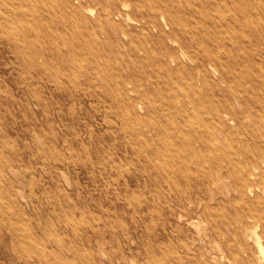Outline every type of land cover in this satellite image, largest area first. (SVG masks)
I'll use <instances>...</instances> for the list:
<instances>
[{
	"label": "rangeland",
	"instance_id": "obj_1",
	"mask_svg": "<svg viewBox=\"0 0 264 264\" xmlns=\"http://www.w3.org/2000/svg\"><path fill=\"white\" fill-rule=\"evenodd\" d=\"M0 264H264V0H0Z\"/></svg>",
	"mask_w": 264,
	"mask_h": 264
},
{
	"label": "bare ground",
	"instance_id": "obj_2",
	"mask_svg": "<svg viewBox=\"0 0 264 264\" xmlns=\"http://www.w3.org/2000/svg\"><path fill=\"white\" fill-rule=\"evenodd\" d=\"M128 1V0H127ZM259 110V109H258ZM259 174V173H258ZM249 175H251V176H257V173H255V172H249ZM252 186H253V184H251V183H248V181L246 182H244L243 184H242V189H245V188H249L248 190H250V191H253V189H252ZM256 241V240H255ZM257 242V241H256ZM258 243V242H257ZM259 246H260V244H259Z\"/></svg>",
	"mask_w": 264,
	"mask_h": 264
}]
</instances>
